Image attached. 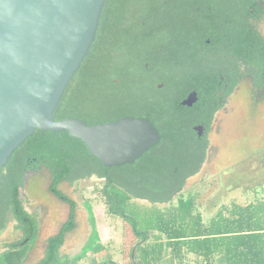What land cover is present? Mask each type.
Instances as JSON below:
<instances>
[{
	"label": "trees",
	"instance_id": "trees-1",
	"mask_svg": "<svg viewBox=\"0 0 264 264\" xmlns=\"http://www.w3.org/2000/svg\"><path fill=\"white\" fill-rule=\"evenodd\" d=\"M252 11L264 14L256 0H105L95 39L53 117L82 119L88 125L124 116L144 118L160 139L129 164L127 178V165L104 166L67 131L36 130L27 137L19 149L26 148L25 153L44 162L53 177L50 190L70 205L62 229L48 239L43 257L33 264H76L88 251L97 254L103 249L86 203L93 227L91 242L81 256H60L65 234L76 225V203L57 184L91 176L102 180L107 213L124 220L135 239L141 240L134 253L138 264H264V195L245 205H223L207 223L192 196L177 198L165 211H143L132 202H171L203 163L206 146L192 140L191 109L180 104L191 89L202 101L212 100L220 73L227 72L230 92L238 61L264 71V37L251 24ZM228 66L234 70L225 71ZM12 168L0 191V233L12 215L23 234L0 245V250L8 249L0 251V264H28L23 247L35 239L38 222L19 198L23 170ZM188 254L195 256L193 263L186 262ZM94 263L116 264L96 258Z\"/></svg>",
	"mask_w": 264,
	"mask_h": 264
},
{
	"label": "water",
	"instance_id": "water-1",
	"mask_svg": "<svg viewBox=\"0 0 264 264\" xmlns=\"http://www.w3.org/2000/svg\"><path fill=\"white\" fill-rule=\"evenodd\" d=\"M104 3L0 0V170L36 130L67 131L107 167L132 163L158 143L157 129L144 118L88 125L53 117L95 39ZM195 100L191 92L180 104L191 106Z\"/></svg>",
	"mask_w": 264,
	"mask_h": 264
},
{
	"label": "rangeland",
	"instance_id": "rangeland-1",
	"mask_svg": "<svg viewBox=\"0 0 264 264\" xmlns=\"http://www.w3.org/2000/svg\"><path fill=\"white\" fill-rule=\"evenodd\" d=\"M259 26L260 29H264V22ZM244 87L248 88L247 80L244 81ZM235 95L217 112L209 133L211 144L206 151L205 159L197 173L188 177L183 189L168 203L151 204L144 199H132L136 208L143 211H165L177 201V198L192 196L196 210L201 213L204 223H207L223 205L230 206L232 203L245 205L264 195V102L252 104L247 99L243 101L236 99ZM101 182V179L95 181L84 179L75 186V193L71 195L65 185L58 186L59 191L76 203V227L66 237L63 250L69 256H81L83 247L91 242L89 236L93 232V227L89 220L87 208L89 203L103 249L97 254L88 251L76 264H95V258L99 262L112 260L116 264H132L131 253L132 251L135 253L136 245L141 240L135 239L124 220L107 213L100 191ZM3 186L4 182L0 178L1 192L4 191ZM43 193L40 192L38 197L42 198ZM52 203L56 208L55 200L52 199ZM57 208L62 211L61 219H66L68 205L62 203ZM50 209L52 210V206ZM40 211L44 213V208ZM134 213L138 215L136 211ZM48 215L51 223L54 215L51 212ZM32 217L37 221L36 213H32ZM43 218L44 216L41 218L42 223ZM16 227V224L10 222L7 224L5 231L0 233V245L5 241L19 239ZM38 228L40 231V225ZM42 230L43 228L40 232H43ZM43 234H39L31 257L29 250L32 243L23 247L24 259L28 264L37 262L42 257ZM7 250L5 248L0 251ZM194 258L193 254H188L185 260L187 263H193ZM134 260L137 262L135 258Z\"/></svg>",
	"mask_w": 264,
	"mask_h": 264
},
{
	"label": "flooded vegetation",
	"instance_id": "flooded-vegetation-1",
	"mask_svg": "<svg viewBox=\"0 0 264 264\" xmlns=\"http://www.w3.org/2000/svg\"><path fill=\"white\" fill-rule=\"evenodd\" d=\"M256 3L260 8L264 9V0H256ZM250 17H251V19H250L251 24L255 27L256 31L261 36L264 37V29H260V26H259V25H261L262 22H264V14L263 13H253V11H252L250 14ZM206 42L208 43L209 39H206ZM233 70L234 69H231L229 66L225 69V71H230V72H232ZM236 73H237V76H235L234 86L230 92H227V90H226L228 87L227 82H229L230 79L226 77V74L228 75V73L225 72L223 74L220 73V76H219L220 82L218 84L219 89L217 90V93L215 94V97L212 100L211 99L207 100V98H206L202 101L199 98L198 92L195 89H191L184 97V98H186L188 96V94L191 92L196 93L195 102L191 106H187L191 109L190 115H189L190 116L189 117V119H190L189 131H190V134L192 136V140L196 139L198 143L205 145L206 151L211 144L209 133L212 130V122H213L217 112H219L220 109L223 108L225 106V104L228 103L230 97H232L236 93L235 96H236V99H238V100L243 101L244 99L245 100L247 99L249 101V103L251 101L252 104L264 102V71L260 72L258 70H255L252 66L242 65L241 61H238V67L236 69ZM245 80L248 81V88L244 87V81ZM159 86H161V85H159ZM184 98H182V99H184ZM210 107L212 109H208ZM206 109H208L209 112L205 116ZM196 110H199L197 112V114L194 112ZM200 113H201V115H200ZM207 120L209 121V124H207V122H205ZM20 145L15 149L16 152L14 153V157L11 159L10 158L11 156H10L8 158L6 165L1 169L0 178L2 180L5 179V177L8 174V170L10 169V167H13L12 169L15 168L16 170H20V169L23 170V172H22V184L18 189L19 198L23 201L24 207L29 214L32 215V213H36V219L38 221V227L40 225V231L43 228L42 231L44 232V234H43V232L39 231V228L37 229L36 237L32 241V247L30 248V250L31 251L35 250L36 240L40 237L39 234H43L44 235V246H43L42 253L44 255V251L47 247L48 239L50 237L55 236L56 234H58L60 232V230L62 229V227L66 221V219L68 218V214L70 211V205L68 203L62 201L60 198L57 197L56 194H54L50 190V187L53 183V177L51 176V173H50L48 167L44 164V162H40L38 160L37 156L28 155L27 152L25 153L26 148L21 147L19 149ZM150 148L146 151H149ZM139 157H138V159H139ZM10 160H12L11 166L8 167V163ZM136 160H137V158L132 163L124 164V165H127V167H126V171H127L126 177L127 178L130 174L129 170L132 167V165H129V164H134L136 162ZM77 171L78 170L74 171V173ZM84 179H87L89 181H91V180L95 181V180L100 179V178H96L95 176H91L89 178H83V179L79 178L77 180H74L73 182H70L67 179H62L59 182V184H57V188L59 189V187H58L59 185H63V186L65 185L69 189L70 195H71V194L75 193V186L79 185L81 183V181ZM44 186H45V189H43ZM41 187H42V189H40ZM39 190H40V192H44L42 195L43 196L42 198L38 197V195L40 194V192H38ZM51 198L53 200H55L56 208H54L55 204L52 203ZM68 198L71 201L75 202L70 197H68ZM62 203H66L68 205L67 217L64 220L61 219L62 218V211L57 208V207H59V204H62ZM37 206H39V207H37ZM51 206H52V210L50 209ZM41 208H44V213L40 211ZM50 212L53 213V215H54L51 223L49 222L50 221L49 220L50 215H48V214H50ZM74 213H75V215H74V218H75L76 217V206H75V212ZM43 216H44V218H43V223H42L41 218ZM9 222L13 225L14 224L17 225V222L12 215L9 216ZM75 227H76V225H75ZM73 229L68 231L65 234L64 244L66 242V237L69 234H71ZM16 230L18 231L17 234H19V236H22L23 233L18 226L16 227ZM28 239L29 238H27V240ZM64 244L60 248V256L68 255L63 250ZM133 253H134V251H133ZM43 255H42V257H43ZM134 258L135 257H132V253H131V263L132 264H138L134 260Z\"/></svg>",
	"mask_w": 264,
	"mask_h": 264
},
{
	"label": "crops",
	"instance_id": "crops-1",
	"mask_svg": "<svg viewBox=\"0 0 264 264\" xmlns=\"http://www.w3.org/2000/svg\"><path fill=\"white\" fill-rule=\"evenodd\" d=\"M8 224H9V222H8ZM6 228H7V227H6ZM4 231H5V230H4ZM4 231H2L1 233H3ZM31 252H32V251L30 250V251H29V253H30V256H29V257H31L32 254H33V253H31ZM34 263H35V262H34ZM30 264H33V263H30Z\"/></svg>",
	"mask_w": 264,
	"mask_h": 264
}]
</instances>
